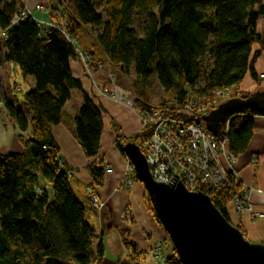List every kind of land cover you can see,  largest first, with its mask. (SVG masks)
I'll return each instance as SVG.
<instances>
[{"label":"trees","instance_id":"trees-1","mask_svg":"<svg viewBox=\"0 0 264 264\" xmlns=\"http://www.w3.org/2000/svg\"><path fill=\"white\" fill-rule=\"evenodd\" d=\"M49 1L51 19L61 29L42 33L31 18L12 25L25 7L23 0H0V69L14 64L24 79L34 80L23 108L17 102H3L18 130H31V140L19 136L22 152L0 154V264H100L104 231L96 234L86 206L73 190L71 176L63 169L61 150L52 135L71 91H80L83 102L71 132L91 160L87 167L91 188L102 186L106 164L99 152L104 111L72 74L70 62L78 54L68 37L79 38L78 46L90 56L92 70L113 66L120 78L135 73L142 86L136 91L141 112L154 108L143 99L154 75L165 92L161 106H182L190 93L208 100L216 90L240 84L248 72L258 79L254 63L261 51L253 54L252 46L259 43L264 52V34L260 33L264 0ZM239 114L260 115L256 109L233 115L228 143L236 157L247 151L254 135V120ZM112 125L123 146L136 142L146 153L149 127L124 137L118 125ZM48 187L53 190L52 200ZM241 187L239 182L204 193L244 234L229 215L234 194ZM144 201L155 218L147 193ZM118 232L129 258L128 263L119 264H145L146 255L129 231ZM165 264H181L174 248Z\"/></svg>","mask_w":264,"mask_h":264},{"label":"crops","instance_id":"crops-1","mask_svg":"<svg viewBox=\"0 0 264 264\" xmlns=\"http://www.w3.org/2000/svg\"><path fill=\"white\" fill-rule=\"evenodd\" d=\"M28 9H35L37 5H43L45 10L35 11V17L43 22H49L50 1L49 0H24ZM260 33L264 34V19L260 20ZM253 54L261 51V55L254 63V70L258 79H254L251 72H248L244 80L236 86L243 96L264 94V52L259 43L252 46ZM73 76L81 81L84 92L103 109L104 130L100 140L99 156L105 160V168L112 169V173L105 175L103 185L94 189L106 204V211L99 213L95 210L87 192L91 188V179L88 172V160L82 147L65 124L61 123L52 129V135L60 147L63 158V169L72 178V187L77 198L84 203L87 215L94 227L96 234L103 231L102 245L104 257L100 264L128 263L129 258L122 244L119 229L127 230L131 239L136 242L146 255L145 264H162L159 259L150 255L156 242H160L166 257L171 256L173 247L163 227L152 217L146 208L144 197L146 190L140 182H134L131 188L124 184V174L129 161L116 147L117 133L113 128L115 122L121 129L124 137H131L140 134L141 123L137 111L116 103L110 95H104L100 91L110 83L107 71L109 66H103V70H92V76L84 71L79 58L70 62ZM34 87L32 78L24 79L19 68L9 64L0 69V106L3 107L5 99H14L21 106L25 104V95ZM67 105V104H66ZM65 105V106H66ZM23 108V107H22ZM63 112V111H62ZM76 119V118H75ZM254 135L247 151L238 157L237 173L242 186L250 190V198L257 213L264 215V115H254ZM70 122L72 121L69 120ZM73 125V124H72ZM23 136L26 142L31 140V130L21 133L14 120L4 112L3 119H0V154L8 155L22 152L23 148L18 140ZM258 156L257 165L252 164V156ZM229 215L234 224H239L247 240L253 243L264 244V218L253 221L249 214L236 215L232 206L229 207ZM117 233L121 240L122 247L114 246L108 242L106 236H113ZM99 240L96 241V245Z\"/></svg>","mask_w":264,"mask_h":264},{"label":"built area","instance_id":"built-area-1","mask_svg":"<svg viewBox=\"0 0 264 264\" xmlns=\"http://www.w3.org/2000/svg\"><path fill=\"white\" fill-rule=\"evenodd\" d=\"M44 10L43 5H37L33 10L25 6L17 12L12 25L31 18L39 25L42 33L52 28L61 29L55 20L43 22L35 17V11ZM63 15L62 11L60 16ZM68 39L76 48L84 71L92 76L91 58L79 48V38L69 36ZM102 68L103 66L100 65L98 70L101 71ZM261 78L263 79L264 75H261ZM108 79L111 86L101 89L100 92L110 95L118 103L130 109H135V97L131 96V92L116 85V74L109 73ZM235 98H242L241 92L233 90L232 87H224L216 90L208 100H199L194 93H190L182 106L170 103L141 113L142 130L146 127L151 129L150 139L145 145V156L156 182L173 187L181 183L190 192H215L240 182L237 173L238 157L230 151L228 143L230 123L234 116L227 119L219 134L210 133L203 121L220 105ZM1 110L0 106V113ZM239 116L252 118L254 115L239 114ZM115 144L119 150H122L121 139L117 138ZM251 162L257 165L258 156L253 155ZM106 173H112V169H107ZM134 178V168L129 162L124 174V184L127 188L133 186ZM87 192L92 207L101 213L106 207L105 202L92 188H88ZM231 206L238 216L249 214L253 221L264 218L262 213L254 210L250 190L243 186L235 192ZM150 255L164 261L160 242L155 243Z\"/></svg>","mask_w":264,"mask_h":264},{"label":"water","instance_id":"water-1","mask_svg":"<svg viewBox=\"0 0 264 264\" xmlns=\"http://www.w3.org/2000/svg\"><path fill=\"white\" fill-rule=\"evenodd\" d=\"M256 109L264 115V94L231 99L203 119L207 130L219 134L227 119ZM122 152L134 168L135 179L144 185L155 219L167 233L181 264H264V244L253 243L233 226L204 192H190L183 184L156 182L145 154L136 142Z\"/></svg>","mask_w":264,"mask_h":264},{"label":"rangeland","instance_id":"rangeland-1","mask_svg":"<svg viewBox=\"0 0 264 264\" xmlns=\"http://www.w3.org/2000/svg\"><path fill=\"white\" fill-rule=\"evenodd\" d=\"M94 1L97 2L98 0H94ZM24 4H25V2H24ZM25 6H26V4H25ZM100 13L103 16H105V9L102 8ZM82 65H83V63H82ZM102 70H103V68H102ZM109 73H115L116 74V76H117L116 85L117 86H119L123 90H127V91L131 92V96L135 97V99H134L135 100L134 101L135 102V109H132V110L137 111V113H138V115L140 117L142 112L136 106V101L139 99V96L136 94V91L141 90L142 86H141V83L139 82V80L137 79L135 73L133 71H131V73L127 77L120 78L118 76L117 71L113 69V66H111V70L107 71L108 75H109ZM110 86H111V84L108 85L107 87L109 88ZM232 88H233V90L234 89L238 90V89H236V86L232 87ZM241 94H242V92H241ZM143 95H144L143 99L146 102H148L149 104H151L152 106H154L155 108L162 105L163 97L165 96V92H164V90L162 89V87L159 84L157 75H154V76H152L150 78V80L148 81V87L143 92ZM111 98L116 103H118L113 97H111ZM12 101L14 103H16L17 100L15 101L14 99H12ZM82 102H83L82 93L80 91H78V90H72L71 91V99L67 102V105L64 107L63 112H62L63 124H65L69 129H71V126H72V124L75 121V118H77V116L79 114V110H80V108L82 106ZM118 104H120V103H118ZM167 104H170V103H167ZM18 105L21 108L23 107V106L20 105L19 102H18ZM124 107H126V106H124ZM1 109L2 110H1V113H0V119L1 118L3 119L4 112H7V110L4 107H1ZM71 119H72V121L70 122L69 120H71ZM140 123H141V119H140ZM141 130H142V126H141ZM61 164L63 166V158H62V156H61ZM134 180H135V182H138L135 178H134ZM48 192H49L50 199L52 200V198H53V190L50 187H48ZM244 236H245V233H244ZM106 239H107L108 242H112L114 246L119 245L120 248L122 247L121 240L119 239L117 233H114L113 236H111L110 238H109V236H106ZM170 244L173 247L171 242H170ZM163 253H164V251H163ZM164 257H165V259L167 258L165 255H164ZM165 259H164V261H165ZM160 261L163 264L164 261H162V260H160Z\"/></svg>","mask_w":264,"mask_h":264}]
</instances>
